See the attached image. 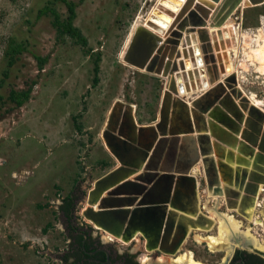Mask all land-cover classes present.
Listing matches in <instances>:
<instances>
[{"label":"rangeland","instance_id":"1","mask_svg":"<svg viewBox=\"0 0 264 264\" xmlns=\"http://www.w3.org/2000/svg\"><path fill=\"white\" fill-rule=\"evenodd\" d=\"M69 1L77 4L74 25L86 37L85 46L68 36L58 39L52 18L39 17V11L50 4L66 19L67 7L61 1L0 0V81L5 79L3 72L8 69L4 52L9 39L25 42L27 47V52L10 69L0 94L6 96L12 88L27 89L34 83L31 99L21 108L0 103V264L72 263L73 258L68 263L63 258L70 241L58 204L75 192L82 197L77 207V225L92 229L95 241L102 240L104 245H111L119 252L129 250L138 254L139 260L151 259L155 253L145 247V239L139 238L135 244L110 242L85 220L82 210L97 178L118 163L103 139L117 101L136 107L135 117L141 124L156 122L159 117L166 81L128 68L122 57L126 41L140 16L143 18L140 25L163 39L165 32L171 33L173 28L158 26L163 29L159 33L147 24L150 16H156L152 13L160 9V0ZM174 1L177 0H172L170 7ZM214 1L197 0L201 7H196L204 12L206 8L212 9ZM262 1L245 0L237 68L241 87L264 109ZM176 4L165 11L164 21L169 20L173 25L184 5L176 8ZM35 56L48 57L44 69L39 68ZM97 58H100L98 62ZM197 178L204 207L208 189L204 176ZM226 210L225 205L220 209ZM262 211L264 193L254 221L250 224L245 221L251 227V235L264 243ZM234 215L239 217L237 213ZM216 230L215 227L203 235L209 236ZM195 235L192 233L187 238L179 253L192 252L204 264H219L225 253L212 252L207 243H198Z\"/></svg>","mask_w":264,"mask_h":264},{"label":"bare ground","instance_id":"2","mask_svg":"<svg viewBox=\"0 0 264 264\" xmlns=\"http://www.w3.org/2000/svg\"><path fill=\"white\" fill-rule=\"evenodd\" d=\"M164 2L162 3L160 0V9L155 10L157 12H153L152 15L149 17V21L147 24L150 26V29H155V31H159V33L163 32V29H161L158 26H164L168 25L167 27L170 28L172 27L173 29L171 30V33L165 32V36L163 39L161 36V43L158 44L157 46V53L155 52L156 55H160L163 58L162 64L164 65V69L166 70L164 75H165V91L163 94V102L161 105V109L159 111V117L158 121L153 124V126L149 127H143V126H138L137 120L135 118V107L134 106H125L123 104L125 103H119L118 108L121 107L122 112L124 113H129L131 121L134 124L137 125H132L133 130L137 132H140V129L143 130L141 131L140 134L141 136V144L143 147H150V155L149 159L153 153V150L155 149V145L157 144V141L162 137V134L167 131V134L169 132L168 126L170 127V118H173V114L178 115L179 112L181 113L185 112L184 115H186V124H189L188 127L186 128H181L176 125V116H174V125L171 127L172 131L174 132V137L173 140L179 139L180 142L184 137L188 136H197L199 135L196 131L192 135H188V131L190 128L191 129H196L197 125H203L202 123V118H196L195 114L199 116V112H197L194 107H195V102L197 99H203L201 98L203 95H208L209 93L213 92L214 88H216L220 83H225L230 77L233 75L236 76L237 82L239 84V88L243 90V88L240 85V78L238 75V68H237V62H238V57H239V44H240V38H241V30H240V23L242 22H236V15H237V10L242 9L245 6V0H215L214 3L212 4V9H205L204 12L199 10L197 7H201L196 4L197 0H187V2L184 4L185 0H177L179 3H183L184 5L182 6V9L180 11V14L178 16V19H176V24L173 25L169 20L164 21L165 13L166 10L170 11L171 7L175 8V4L177 1H174V5L171 4V7L169 6V3L172 2V0H163ZM181 4H176V8L180 7L179 5ZM237 4V5H236ZM197 5V7H196ZM234 5V6H233ZM217 7L216 11L212 14V10H214ZM173 8V9H174ZM239 8V9H238ZM198 13L200 17L203 18V22L201 21L200 24L197 25V27L191 26V22L189 21V15L191 13ZM207 13V14H206ZM242 13L240 17L242 18ZM171 13L169 12L168 15ZM186 15V17L183 19V17ZM143 19L141 16L139 17L137 23L134 26V29L131 35L128 37V40L126 41L125 45V50L122 53V57L126 54L132 39L140 25V21ZM188 19V20H187ZM222 19L221 23H218L219 20ZM154 22V23H153ZM187 22L185 25L186 27L184 28V31H181L183 33V37L179 39V44H171L169 43L172 39V36L176 29L181 26L182 23ZM158 23V24H157ZM160 24V25H159ZM162 24V25H161ZM145 27L144 25H140ZM146 28V27H145ZM148 29V28H146ZM149 30V29H148ZM151 33V30H149ZM200 32V34H199ZM156 34V33H154ZM202 37H207V41L205 43H202L201 38ZM208 50L206 54H204V51ZM159 51H161L159 53ZM125 61V60H124ZM125 63L129 66H133L132 64H129L128 62L125 61ZM132 68V67H131ZM137 68V67H135ZM142 72H147L145 69H140ZM150 73V72H148ZM226 90H229L226 88ZM231 93V91H230ZM233 95V94H232ZM243 95L246 96L249 99V105L256 106L258 109L264 113V109L261 108L258 104H256L243 90ZM168 96V97H166ZM170 97V98H169ZM235 98V96H234ZM178 99L180 101H178ZM175 101H178L177 107L174 108V103ZM200 101V100H198ZM237 103H240L239 99H236ZM126 108V110H125ZM120 109V110H121ZM134 110V111H133ZM220 111V110H219ZM118 112V111H116ZM115 112V113H116ZM246 114L245 117H247V112L244 113ZM126 115V114H125ZM122 116V115H121ZM168 117V118H167ZM126 118V117H125ZM252 119H254L256 122H258L256 116H252ZM115 119V118H114ZM113 119V120H114ZM127 119V118H126ZM167 119V120H166ZM205 120L208 123L209 127V134L211 138L215 141H218L217 147H221L220 149V159L217 156L215 157L216 161L218 162H223L227 165L228 168V173L232 175V177H235L236 174V169L239 167L240 169H243L244 167L239 164L242 163H249L251 164L256 158V153L258 152L255 147L251 143H248L246 141L244 142H239L241 141V138H239V141L235 139L233 141V145L231 143H228V139H232L233 137L226 133V130L222 128V124H218L215 126L213 122H211L210 117L206 115ZM246 121V120H245ZM124 123V122H122ZM181 124V123H180ZM116 125V122L113 124ZM136 126V127H135ZM245 127V126H243ZM117 128V127H116ZM262 129L264 130V121L262 123ZM144 132H148V134H143ZM168 136V138H169ZM178 137V138H176ZM193 137V138H195ZM150 139V141H149ZM152 141V143H150ZM173 141V145L175 146V142ZM152 144V145H149ZM222 144V146H221ZM135 150V149H134ZM213 150H215V147L213 146ZM111 153V151H109ZM213 155L215 151H212ZM113 155V153H111ZM226 155V159L224 157ZM114 156V155H113ZM118 163L119 166L113 169L112 171H115L119 169L120 167H123L122 161L118 159L116 156H114ZM143 157V155H141ZM149 159L147 161H149ZM220 159V160H219ZM261 161H264V157H260ZM137 161V160H136ZM127 162H134V161H127ZM217 162V164H218ZM172 166V167H171ZM251 166V165H250ZM161 169L163 174L165 175H174V180L177 181V179L181 176L180 172L184 169V166L179 164L177 167H173L170 163L166 164H160ZM148 168V163L144 161L139 164V167L137 168V171L134 172V174H131L126 178L124 181H122L120 184L117 186L133 181L134 177H138V175H145V173H152L150 175H154V173H157L155 171H150L147 170ZM172 168V169H171ZM252 167L248 168V171H251ZM159 169V168H157ZM220 171H222L221 168H219ZM230 169V170H229ZM218 170L217 172V180L220 182L221 188H223V193L221 195H216L214 193L216 188H213V190H208V199L206 200V204L204 205V209L206 210L207 214L203 213V206L201 203L200 199V193H199V188H200V182L197 178V175L200 174V176L206 177V171L204 169V163H203V158L200 157L199 161L196 162V164L191 167V170L189 171L188 174L183 175L186 178H189L190 182L188 183L185 180V185L184 189L182 191V194L179 195L181 197V201L179 204V207L176 209H173L170 202L173 198V194L175 193V184H174V189L169 191L170 197L168 198V208L164 210V205L161 204L160 202L165 200L166 194L163 195V198H157L154 199V201L157 203L156 205L158 206L157 212L150 216H147V224L148 225H154L160 222L161 214L163 211L166 212L165 217L167 218L169 215V211H173L178 215V219L176 220V227L180 226H185L188 227V232L187 235L185 236V239L183 240L182 244L177 245V241H170V246L169 248L166 249V247H163L161 249L160 244H153V247H149V243L146 240L145 242V247L149 251H153L156 249H160L164 254V257H161L157 260H152L147 259L148 257H144L143 259V264H153V262H159V263H168V264H204L202 261L195 259L194 255L192 252H187L184 254H180V248L185 244L187 238L192 234L195 233V240L198 243H207L209 249L212 252L216 251H223L224 257L222 261H226L227 257L229 255H232L233 252L240 248V249H250L247 244L250 243L254 246V248L264 251V243H261L259 239H257L255 236L251 235V227L247 224H245V221H247L249 224L252 223L256 217V210L258 207L259 199L262 193H264V186L263 184H260L259 186V191L256 195V197L253 199H250V202H246L243 197L239 200L236 199H228L227 193L225 192V187H228L231 190H235L236 187L234 185H229L226 184L225 181L222 179V174ZM165 172V173H164ZM144 173V174H142ZM104 177V176H103ZM185 178V179H186ZM98 181V180H97ZM96 181V182H97ZM174 181V182H175ZM94 183V185L96 184ZM117 186L111 187L109 189H106L105 192H103L102 198L99 199L92 207L93 209L98 212L99 207L102 205L101 201L105 198H107L108 193L113 191ZM189 186L192 189H195L196 194V204L197 207H200V212L206 216L207 221H212L213 225L207 228L203 227H196L194 224H190V221L196 222L198 220V215H195L186 210H182L181 208L182 203L184 202L182 199H185V192L188 191ZM139 189L137 192L132 193L131 195H122L119 196L120 199H111L110 201L116 202L117 200H125L126 202L123 204L122 208L120 209H145V206L148 207V205H143L144 198L142 195L143 191H140ZM186 190V191H185ZM239 191V189H236ZM172 197V198H171ZM194 197V200H195ZM187 199V198H186ZM227 200L229 201H234V205L230 206L227 204ZM214 201L215 205L214 206H209L208 203ZM236 202V203H235ZM186 204V203H185ZM226 206V211L221 212L220 209L222 206ZM229 205V206H228ZM91 206L89 202H86V207ZM151 206V205H150ZM152 207V206H151ZM156 208V209H157ZM154 209V208H152ZM152 211V210H151ZM238 214L239 217L235 216L234 214ZM262 214L264 215V211H262ZM140 214L137 213L136 217H139ZM136 217L134 219L135 222H140V220H136ZM150 218V220H149ZM180 218L184 219L180 221ZM187 219H190L188 221ZM134 222V223H135ZM216 227V232L209 235V236H204V232H210ZM99 231L105 234L106 238L108 240H118L119 242L122 243H130L131 241H124L122 237H118L108 231L103 230L100 227L95 226ZM156 228V227H155ZM158 228H156V231ZM160 233L161 236L164 234V230L157 231V233ZM251 232V233H250ZM143 236V232L139 231L135 233V239L138 240L139 236ZM151 238H154L151 237ZM174 249V250H173ZM176 254H174L175 252ZM222 261L220 263H222Z\"/></svg>","mask_w":264,"mask_h":264},{"label":"water","instance_id":"3","mask_svg":"<svg viewBox=\"0 0 264 264\" xmlns=\"http://www.w3.org/2000/svg\"><path fill=\"white\" fill-rule=\"evenodd\" d=\"M161 2L163 3L164 1L161 0ZM260 5H264V1H262ZM159 6L160 5H158V7ZM241 12L242 9L237 10L235 20L236 22L242 21V18L240 17ZM189 21L192 24L191 26L197 27L201 21L203 22V18L200 17L198 13L194 12L189 15ZM221 22L222 19L219 20L218 23ZM186 23L187 22H184L180 27L176 28V31L174 32L169 43L175 45L179 44V39L183 37V33L181 31H184ZM200 38L202 43H205L208 40L206 36H200ZM161 42L162 41L157 34L151 33L143 26H139L125 54L124 60L137 68L145 69L147 72L153 73L154 75L165 79L164 73L166 70L162 64L163 58L160 55L155 54V52L157 53V46ZM207 51L208 50L206 49L204 54H206ZM160 52L161 51H159V53ZM226 88L229 90H226ZM201 98L203 99H197L195 102L194 109L200 114L197 116L198 113H196L195 117L202 118L203 125H197L195 130L191 128L189 130L187 129L188 135H192L195 131L199 135L196 137H184L181 142L179 139H175L174 141V137H170L175 135L171 128L174 125V116L178 118L175 122L177 126L186 128L189 126V124H186L187 119L186 115H184L185 112L181 113L180 111L178 115L173 114V118L171 117L169 121L171 126H168V134L167 131L162 134L163 138H160L157 141L150 159V147H143L141 144L142 135L140 132H143V130L140 129V132L138 131L137 134V132L132 129V125H137L135 124V120L134 124L132 121L130 124L122 123L124 122V119H119L118 114L112 115L109 125L104 131L103 139L109 151H111L114 156L122 161L123 167H120L115 171H111L104 177L100 178L85 197L84 202L88 201L91 206L87 207V209L82 212V215L85 220L91 222L93 228H95V226L100 227L103 230L108 231L118 237H122L124 241H131L130 244L135 242L134 235L139 231L143 232V236L141 235V237H139L140 240H142L141 238L143 237L145 241L147 240L150 244H160L161 249H163V247L169 248L170 241H177V245L182 244L185 236L187 235L188 227L182 225L175 228L176 220L178 219V215L176 213L169 211V215L166 218V212L163 211L160 222L154 225H148L146 220L148 218L147 216L151 217L158 210V206L156 205L157 203L154 201L156 197L163 198V195L166 194V199H163V201L160 203L164 205V210L168 208V202L170 201H168V198L170 197L168 193L170 190L174 189V184L175 193L173 194V198L171 197L172 200L170 204L173 209L179 207L181 201V197H179V195L182 194L184 186H186L185 180L188 183L190 182V180H188L189 178H186L183 175L189 173L191 167H193L196 162L199 161L200 157L203 158L204 169L206 171L204 182L208 190H213V188H216L214 191L216 195H221V193L224 192L223 188L220 186V182L217 180V172L218 170L220 171L219 168H221L222 171H220V173L222 174V179L225 181V183L234 185L236 189H239V191H237L236 189L231 190L228 187H225V192L227 193L228 199L239 200L243 197L246 202H250V199H254L256 197L260 184H263L264 186V161L262 162L261 159H259L260 157H264V130L262 129L264 113H262V111L256 106L249 105L250 101L246 96L243 95V90L239 88L237 78L234 75L225 81V83H220L216 88H214L213 92L205 96L203 95ZM236 99H239L240 103H237ZM178 101L180 100L178 99ZM178 101H175L174 108L177 107L176 103ZM246 112L247 117H245L246 114H244ZM206 115L210 117L211 122H213L215 126H217V123L222 124L221 126L226 130V133L233 137L232 139H228V143L233 145V141H235V139L239 141V138H241V141L239 142L242 143L246 141L251 143L258 151L256 153V158H258L255 159L251 164L249 161L247 163L239 164L244 168L240 169L238 167L236 169L235 177H232V175L228 173V168L225 163L218 162L215 159L216 156L218 158L221 157V147H217L218 141H214L209 134L208 123L205 120ZM252 116H256L258 122L252 119ZM114 117L115 119L113 121ZM115 122L117 128L110 127V123L114 124ZM125 128L126 131L124 130ZM173 141L176 143L175 146L173 145ZM150 143H152V141ZM213 146L215 147V150H213ZM212 151H215L214 155L212 154ZM141 155H143V157H141ZM224 157L226 159V155H224ZM148 159L149 161H147ZM143 161L144 163H148L147 170H156L157 173H154L152 176L150 175L152 173L146 172L145 175H138V177H134L133 181H129L117 186L126 178H128L129 175L134 174V172L137 171L139 164ZM165 162L166 164L170 163L173 165V167H177L179 162L182 166H184V169L180 172L181 176L177 179V181L174 180V175L163 174L162 169L159 166ZM249 167H252L250 169L251 171H248ZM114 186L117 187L108 193L107 198L101 201L102 205L99 207V211L96 212L92 206L102 198L103 192H105L106 189ZM186 187H188V185ZM139 189H141L140 191H143L142 195L145 202L143 205H148V207L145 206V209H120L126 202L125 200H117L113 203L110 201L111 199H120L119 196L122 195H131L132 193L137 192ZM185 194L187 195H185V199H182L184 202H181L183 206L181 209L190 213L193 212V214L199 216L195 223L190 221V219H187L190 221V224H194L196 227L203 228L212 226V221H207L204 214L198 213V211L200 212V207H197L196 204L195 189H192L189 186L188 191L185 192ZM230 200H227V204L233 206L234 201ZM202 208L205 210L204 207ZM137 213L140 214L139 217H136ZM135 217L136 220H140V222H135ZM184 219L180 218V221ZM155 227L158 228L157 231L164 230V234L161 236L159 232L157 233ZM98 232L101 233L100 231ZM153 236L154 238H151ZM247 246L249 248L251 247L250 249H253L252 254L258 255L264 260V251L254 248V246L250 243H248ZM247 250L248 249L238 248L233 252L232 255L227 257L226 261H222V263L219 264H231L237 251ZM174 254H176V252ZM153 264L168 263H159L155 261Z\"/></svg>","mask_w":264,"mask_h":264},{"label":"trees","instance_id":"4","mask_svg":"<svg viewBox=\"0 0 264 264\" xmlns=\"http://www.w3.org/2000/svg\"><path fill=\"white\" fill-rule=\"evenodd\" d=\"M58 1H61L62 3H64V5L67 7L68 17L66 19H63L62 16L58 13V11L54 7L50 6V4L46 5L44 8H42L39 11V17L47 16V17L52 18V26L57 31L58 39L63 40L65 37L68 36V37H71L72 39H75L77 43L85 46L87 44L86 37H84L81 31L74 25V22L77 18V12H76L77 4L69 0H58ZM26 52H27V47H26L25 42H19L13 37L9 39L7 48L4 52V59L7 62V68H8L7 70L3 72L5 79L9 77L10 69L16 65V63L20 60L21 56L25 54ZM35 59L39 63V68L41 70L44 69V66L48 62V57L42 58L39 56H35ZM99 59L100 58H97V62L99 61ZM95 73L96 75H98L99 73L98 63L95 66ZM5 79L0 81V87L4 86ZM33 85L34 83H32L27 89H22V90H16L12 88L9 90L6 96L0 94L1 106H4L10 103L14 105L13 108H21L31 99V95L33 92ZM70 200H71V197H68L64 201L67 202ZM95 242L96 241H91L90 245L87 244L86 247H88L89 249V247L93 246V248L90 250H96V248L94 247ZM100 255L104 256V254H99V256ZM85 257H88V256L85 254ZM63 258L68 263L70 256L68 255L67 258L65 257ZM195 258L197 260H200L199 258H197V256H195ZM104 260H105V257H104ZM77 262L78 261H74L68 264H77ZM231 264H264V260L259 258L256 255L237 251L233 259V262Z\"/></svg>","mask_w":264,"mask_h":264},{"label":"flooded vegetation","instance_id":"5","mask_svg":"<svg viewBox=\"0 0 264 264\" xmlns=\"http://www.w3.org/2000/svg\"><path fill=\"white\" fill-rule=\"evenodd\" d=\"M124 57H125V55H124ZM123 60H124V58H123ZM126 66L130 69H134V70L142 72L141 70H139L138 68H135L133 66H129V65H126ZM151 74H153V73H151ZM162 102H163V99H162ZM119 103H123V102L117 101V103L115 105V109L113 111V114H116V115L118 114L119 119H124V123L130 124L131 119H128V118H130L129 113H124V111H123V113H121L122 112L121 107L118 108ZM123 105L126 106V104H123ZM125 110H126V108H125ZM116 111H118V112H116ZM133 114H135V115L137 114L136 110L134 111ZM136 120H137V118H136ZM110 127L115 128L116 125H113L110 123ZM124 130L126 131V128ZM77 191H78V189H77ZM81 199H82V197L77 196V193L75 192V195L71 196V200L67 201L68 203L63 201V204L60 207V210L62 213V215H61L62 219L66 223V228H67L66 229V233H67L66 237L70 241L68 248L65 250V253L63 254V257L67 258V256L69 255L70 258H73L72 262L78 261L77 264H143V258H142V260H139L138 254H134V253L130 252L129 250L124 251V252H119L116 248H113L111 245L110 246L104 245L102 240H97L94 243V247L96 248V250H90L93 248V246L89 247V249H88V247H86L87 244L90 245L91 241H95V240H94L92 233H91L92 229L86 230V229L81 228L77 225V207H78L79 201ZM68 205H70V206H68ZM95 229L97 231H99L97 228H95ZM99 234H101V233H99ZM139 237H141V236H139ZM141 239H142L141 241H143L144 238L142 237ZM109 241L114 242V240L113 241L109 240ZM109 241H108V243H109ZM132 244H135V242H132ZM149 247H153V244L149 243ZM153 251L155 253L153 255H151L152 256L151 261L157 260V259L163 257L164 253L160 249H156ZM240 252L248 253L247 251H240ZM84 253L88 257H85ZM99 254H104V256H102V255L99 256ZM248 254H252V253H248ZM253 255H255V254H253ZM256 256H258V255H256ZM104 257H105V260H104ZM259 258H261V257H259Z\"/></svg>","mask_w":264,"mask_h":264},{"label":"crops","instance_id":"6","mask_svg":"<svg viewBox=\"0 0 264 264\" xmlns=\"http://www.w3.org/2000/svg\"><path fill=\"white\" fill-rule=\"evenodd\" d=\"M135 109H136V107H135ZM137 118V117H136ZM158 121V120H157ZM156 121V122H157ZM156 122H153V123H144V124H141V122L139 121V119H137V124H138V126L140 127V126H143V127H149V126H153V124H155ZM143 134H148V132H144ZM103 147H104V145H103ZM105 152H107L106 150V148L104 147V149H103ZM111 155V154H110ZM112 156V155H111ZM112 158H113V156H112ZM115 160V159H114ZM116 161V160H115ZM117 162H116V165L114 166V167H112V168H110V169H107V170H105L104 172H103V174L102 175H100L98 178H97V180L98 179H100V178H102L103 176H105V175H107L108 173H110L113 169H115L116 167H118L117 166ZM85 203V204H84ZM83 204V210H82V212L85 210V207H86V201L84 202ZM63 204V198H62V201L58 204V205H62ZM205 214H207V212H204ZM84 219V218H83Z\"/></svg>","mask_w":264,"mask_h":264},{"label":"clouds","instance_id":"7","mask_svg":"<svg viewBox=\"0 0 264 264\" xmlns=\"http://www.w3.org/2000/svg\"><path fill=\"white\" fill-rule=\"evenodd\" d=\"M95 229V228H94ZM96 230V229H95ZM98 232V231H97Z\"/></svg>","mask_w":264,"mask_h":264}]
</instances>
